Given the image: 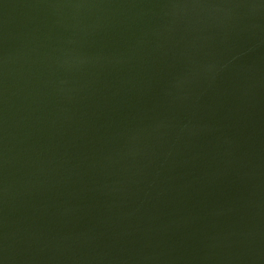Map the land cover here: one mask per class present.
Returning <instances> with one entry per match:
<instances>
[{"label":"water","instance_id":"95a60500","mask_svg":"<svg viewBox=\"0 0 264 264\" xmlns=\"http://www.w3.org/2000/svg\"><path fill=\"white\" fill-rule=\"evenodd\" d=\"M0 264H264V0H0Z\"/></svg>","mask_w":264,"mask_h":264}]
</instances>
